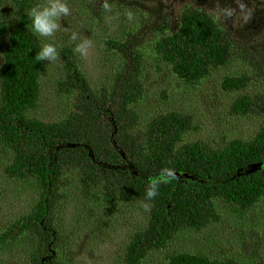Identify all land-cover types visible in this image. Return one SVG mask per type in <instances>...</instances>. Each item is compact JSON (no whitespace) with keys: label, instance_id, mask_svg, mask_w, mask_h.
<instances>
[{"label":"trees","instance_id":"obj_1","mask_svg":"<svg viewBox=\"0 0 264 264\" xmlns=\"http://www.w3.org/2000/svg\"><path fill=\"white\" fill-rule=\"evenodd\" d=\"M0 2L12 6L10 21L0 16L4 170L38 188L31 208L0 230V251L31 239L27 264H69L58 255L62 237L55 221L66 173L76 170L83 195L97 191L105 204L148 206L145 225L123 249L125 264H140L152 251L165 253L166 264H241L172 250L170 242L182 229L200 233L219 220L217 202L246 212L264 198V0H242L235 23L221 21L212 10L214 0H188L173 5V12L162 0H76L97 18L106 10L137 18L122 38L103 36L104 48L119 62L108 83H90L74 44L59 47L58 84L68 110L53 121L28 112L38 102L45 61L36 59L42 43L27 13L42 2ZM232 60L234 71L223 72L220 85L234 93L230 115L259 122L249 138L187 141L194 117L177 109L156 112L140 124L136 104L145 95V65L155 71L167 65L176 84L193 88ZM166 168L174 176L162 180L158 195L148 200L150 180Z\"/></svg>","mask_w":264,"mask_h":264},{"label":"rangeland","instance_id":"obj_2","mask_svg":"<svg viewBox=\"0 0 264 264\" xmlns=\"http://www.w3.org/2000/svg\"><path fill=\"white\" fill-rule=\"evenodd\" d=\"M188 0H162L169 7L181 6ZM209 3L210 0H200ZM214 0L212 10L224 23H235L236 15L242 11V0ZM44 3V0H41ZM71 15L60 20L61 27L52 38H41L45 43L59 47L74 44V48L85 39L91 41L88 55L76 54L80 68L92 85H98L109 77L118 65L117 58L104 48L103 36L122 38L125 30L135 22L134 15L128 18L111 10L103 12L101 18L93 16L83 4L67 0ZM174 9L171 8L170 12ZM0 16L10 21L12 6L0 2ZM231 20V21H229ZM73 33L78 38L72 40ZM235 62L225 68L215 69L193 88H182L176 84L167 65L155 71L145 65L143 84L144 98L136 104L140 124L159 111H189L194 117V128L184 138L187 141L206 139L224 143L231 138H249L258 128L252 118L230 115L228 105L234 93L221 88V74L233 73ZM61 60L45 61L39 78L40 94L36 106L29 114L40 120L53 121L63 117L68 102L58 84ZM254 85L250 88L253 89ZM256 88L259 85H255ZM196 126V127H195ZM8 156L0 150V230L8 226L17 216L27 212L34 203L38 188L32 180H21L6 174ZM67 185L64 198L57 206L56 228L62 237L58 255L69 264H125L123 249L132 234L145 225L147 205L144 203H102L91 195L81 193L76 170L66 173ZM221 214L219 220L200 233L182 229L170 242L172 250L201 251L209 258L229 257L241 264H264V198L246 212L231 205L217 202ZM31 239H22L0 251V264H27ZM140 264H166L165 253L150 252Z\"/></svg>","mask_w":264,"mask_h":264},{"label":"clouds","instance_id":"obj_3","mask_svg":"<svg viewBox=\"0 0 264 264\" xmlns=\"http://www.w3.org/2000/svg\"><path fill=\"white\" fill-rule=\"evenodd\" d=\"M27 15L31 19V30L41 38H52L60 29V20L71 15V10L67 0H44V3L33 6L28 10ZM78 38L73 33L72 40ZM91 47V41L85 39L79 43L75 51L81 56L88 55V49ZM59 53L54 43H45L40 51L36 54L38 61H55L58 59ZM174 176L171 169H164L161 178H152L146 191L148 200H152L158 195L159 187L162 180L170 179Z\"/></svg>","mask_w":264,"mask_h":264}]
</instances>
